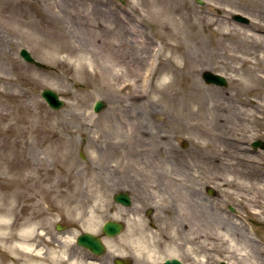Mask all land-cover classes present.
<instances>
[{
    "label": "rangeland",
    "instance_id": "374dc122",
    "mask_svg": "<svg viewBox=\"0 0 264 264\" xmlns=\"http://www.w3.org/2000/svg\"><path fill=\"white\" fill-rule=\"evenodd\" d=\"M237 12L250 23L234 19ZM21 47L45 66L25 61ZM206 69L227 85L206 82ZM263 76L264 0H0V200L35 224L53 217L76 229L78 213L106 216L125 184L168 203L164 171L140 167L137 158L165 159L171 146L178 166L165 178L178 210L189 205L185 191L211 186L241 216L222 210L217 197L199 200L206 217L186 233L192 264H264V213L254 211L264 207V192L254 187H264V150L252 146L264 139ZM46 87L65 100L61 108L40 96ZM98 98L106 105L95 112ZM133 125L151 133L147 146L136 136L124 143ZM17 158L27 188L11 178ZM61 182L68 190L57 194ZM207 230L219 237L209 239ZM234 241L240 251L231 250ZM1 249L2 264L8 253Z\"/></svg>",
    "mask_w": 264,
    "mask_h": 264
},
{
    "label": "flooded vegetation",
    "instance_id": "af4514ba",
    "mask_svg": "<svg viewBox=\"0 0 264 264\" xmlns=\"http://www.w3.org/2000/svg\"><path fill=\"white\" fill-rule=\"evenodd\" d=\"M168 156L169 155L166 154L164 156L165 159L159 156L150 158L158 159L161 161V165L164 166L162 167L165 168V171L163 170L164 172L160 174V176H164L161 178L160 186L165 191V194L170 196V201H168V203L166 199L151 198V193L145 194L144 191L148 190L140 188L138 185L135 186L131 183L125 184V186H127L126 189H128V192L131 195V204H122L116 202L113 198L116 204H118L116 206H107L108 214L106 216L95 215L94 213L93 215H90V212L88 214L87 212L86 214L83 212L78 213L75 221L76 225L81 227L77 229L71 227L69 223L65 221H51L50 218L53 217H49V222L45 227L49 226V223H52L54 226L52 232L46 228L49 236L53 237L55 232H60L61 235H63L62 238L66 239L67 237L64 238V236L67 235L66 232L68 231V233L73 235L71 238L74 246H72L71 249L77 253L76 255L87 260L98 259L97 261H99L100 264H162L165 259L172 257H177L180 261L192 264L193 249L184 241L189 239L187 234L193 225L195 223H198V225L202 224V220L206 215L204 216V207L202 204H199V207L197 208L198 211L196 210L195 212V217H199L201 220H198L197 218L194 220L193 213L188 211V207L185 208V210H178L176 201H174L172 195H169L168 193L167 186L169 187V185L165 178L168 174L166 171H169L170 176H176V173H172V171L177 169L176 166H178V162L174 160V157L170 159V156ZM146 160L147 159L143 158L141 162H138L140 167L141 165L143 167H146V165H149L150 167L151 165H154L145 162ZM208 191L209 188L207 192ZM213 196L218 198L219 206L222 208L223 199H221L222 197L220 194L213 190ZM196 197L198 202L199 200H207V195L202 191L197 192ZM148 198H151L149 202L144 203L145 200L148 201ZM94 216H101L103 220L109 219L121 222L122 231L117 234L107 235V233L102 231L100 224L96 222ZM94 225H97V228L94 229L91 227ZM177 227L182 229L181 233L178 231L179 229ZM72 228H74V230H72ZM88 230L94 233L96 239L104 242L105 247L102 253L98 254L88 246H84L78 242L77 236ZM179 233L180 235L186 236L179 238ZM143 236L148 241L149 248L156 249V252L153 253L160 258H158L156 262L147 260L144 255L142 256L137 253V243L134 239H142ZM201 250H203V248Z\"/></svg>",
    "mask_w": 264,
    "mask_h": 264
},
{
    "label": "bare ground",
    "instance_id": "6f19581e",
    "mask_svg": "<svg viewBox=\"0 0 264 264\" xmlns=\"http://www.w3.org/2000/svg\"><path fill=\"white\" fill-rule=\"evenodd\" d=\"M76 1V0H75ZM74 2V1H72ZM139 49L137 50L136 53V58L137 61L140 60L142 57L140 55H142L141 53H139ZM134 72V71H133ZM132 72V73H133ZM259 79L261 81H263V85H264V76L263 77H259ZM240 84L242 86H245L244 81H239ZM255 86H249V88H253ZM137 95H141V93H138ZM132 129V131L130 132V136H127L126 140L124 143H127L128 141H132V138L138 137V140L144 144V146H147L148 142L147 140L152 139L153 136L151 135V133L149 131H146L144 128L140 127L138 129V127L136 125H133L132 127H130ZM135 128H137L138 131H135ZM142 128V129H141ZM150 136V137H149ZM148 137V138H147ZM155 139L153 140L154 142H152L154 144V151H158L160 149V143H161V135L160 136H154ZM165 137V136H164ZM145 151V147L142 148ZM150 150L149 147L146 148V151ZM168 149V150H167ZM164 148V153H166L167 155H169L170 157H174V155H176L173 151V149L170 147L168 148ZM167 150V151H166ZM148 158V157H147ZM143 158H137V160L139 162L142 161ZM175 160L178 161L177 157L175 158ZM23 158L19 159L17 158L16 160L13 161V168L14 170H12L14 176H12L11 178L15 180L16 183H18L19 185L22 186V188H27V181H28V177H23L22 173H21V168L23 166ZM145 162L150 163V164H156L158 166H160V168L156 167L158 171H165V168L162 167L161 165V161H159L158 159H147ZM17 168V170H16ZM15 184V183H14ZM69 184L61 182L60 185L58 186V192L57 194H63L68 190ZM255 188H257L258 190L264 192V187H262L261 185H255ZM52 191V190H50ZM185 191V190H183ZM188 192V191H187ZM187 192L185 191V195L189 196V205H188V211H190V213H192L193 210H196L197 206H199L198 201L194 198L193 193L191 192ZM256 199V198H255ZM5 201H1L0 200V245L2 247L1 251L8 253L5 254L6 260H4V262L2 264H14L13 262H11L12 260H18V264H100L99 261H97L98 259H93V260H87L79 255H75V254H69L68 253V245L65 244V240L62 238L63 236L61 235L60 232H55L53 237L49 236V233L46 229V227L42 226L39 223L35 224L34 219H31L30 217H17L16 214H12L13 211H15L13 206H5L4 205ZM59 207V206H58ZM87 211H89V208L86 207ZM95 208V207H94ZM235 208V207H234ZM258 209L254 208L255 212H258L259 214L264 213V207L263 208H259L258 206L256 207ZM91 212V211H89ZM95 211L93 210V213ZM196 212V211H195ZM92 213V215H93ZM99 216H94V219L97 218L100 219L99 223H101V218ZM94 229L97 228V225L91 226ZM251 228V226H249ZM194 228L196 229V227L194 226ZM205 229H209V226H206ZM231 228L228 229V234L229 237L230 235L233 233V231L231 232L230 230ZM194 230V229H193ZM201 232L202 238L204 239V237L206 238V235H204V231L202 230V228L198 229ZM207 232H211V234H207L209 237V239H215L219 232L217 234L212 233V231H208ZM206 232V233H207ZM241 233V229L238 231ZM251 235H254L256 232H254V229L251 228V232H249ZM73 236V235H72ZM219 237V236H218ZM229 237L226 236L227 241L231 240L229 239ZM136 241V250L137 253H139L140 255H144V257H146L147 260H151L156 262V260L159 258V256H157L155 253L156 252L155 248H149V243L146 240V238L143 236L142 239L138 238V239H134ZM192 240V239H191ZM189 241V239L187 241L188 246L192 249H194V241ZM211 241V240H210ZM212 243V241L210 242ZM230 248L232 251H240L241 248L238 247V245L234 242H230ZM213 245V244H212ZM74 246V244L72 245ZM71 246V247H72ZM209 246V245H208ZM209 248H213L211 245L209 246ZM2 255L0 254V259ZM161 257V256H160ZM199 258L201 260L206 259V254L203 253H199ZM9 259V260H7ZM160 259V258H159ZM11 263H10V262ZM1 264V263H0ZM229 264H232L229 262ZM246 264V263H244Z\"/></svg>",
    "mask_w": 264,
    "mask_h": 264
},
{
    "label": "water",
    "instance_id": "95a60500",
    "mask_svg": "<svg viewBox=\"0 0 264 264\" xmlns=\"http://www.w3.org/2000/svg\"><path fill=\"white\" fill-rule=\"evenodd\" d=\"M233 18H235L238 21L241 22H249V17L243 15V14H233ZM20 56H22L25 60L29 61V62H33L36 65H39L41 67L44 66V63H42L41 61L37 60L32 54L31 52L23 47L20 50ZM203 77L206 80V82H215L217 84L220 85H226L227 84V80L225 78V76L215 73L211 70H205L203 72ZM41 96L44 97V99L48 102L49 105H51L52 108L58 109L61 108L64 104V100L60 97L59 93L52 88H43L41 91ZM106 105V103H104L103 100H96L95 102V106L94 109L96 111L102 110V108H104ZM254 146H260L262 148H264V140H256L253 143ZM116 199L118 200H123L125 201V203H130V197L127 193L124 194H117L115 196ZM121 229V224L117 222H105V224L103 225V230L105 232L108 233H116ZM79 241L83 244L86 245L88 247H91L94 251L96 252H100L103 249L102 243L98 240V239H94V236L90 233H86L82 236H79ZM164 264H183L182 262H180V260L174 258L172 260H167ZM221 264H227L226 261H221Z\"/></svg>",
    "mask_w": 264,
    "mask_h": 264
}]
</instances>
